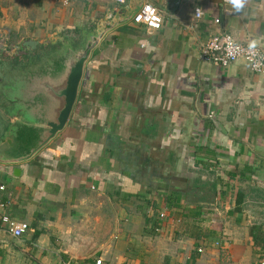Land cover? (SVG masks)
<instances>
[{"label":"crops","instance_id":"crops-1","mask_svg":"<svg viewBox=\"0 0 264 264\" xmlns=\"http://www.w3.org/2000/svg\"><path fill=\"white\" fill-rule=\"evenodd\" d=\"M142 2L163 27L133 16L107 34L64 132L29 162L0 163V264L264 263V78L244 59H201L215 35L264 47V0L239 14L223 0ZM130 6L0 0L13 44L0 49V95L13 85L3 79ZM27 39L38 49L17 53ZM8 108L0 96V138ZM5 216L29 230L15 237Z\"/></svg>","mask_w":264,"mask_h":264},{"label":"water","instance_id":"water-1","mask_svg":"<svg viewBox=\"0 0 264 264\" xmlns=\"http://www.w3.org/2000/svg\"><path fill=\"white\" fill-rule=\"evenodd\" d=\"M142 6V0H131L129 8L112 11L92 31L82 32L75 39L63 38L49 55L16 73L15 81L2 80L13 84L0 95L13 108H8V116H4L12 121L0 138L1 164L18 166L31 161L64 132L94 51L107 34L132 19ZM38 46V41L27 39L14 50L19 53L37 50ZM213 121L222 129L218 121Z\"/></svg>","mask_w":264,"mask_h":264},{"label":"built area","instance_id":"built-area-1","mask_svg":"<svg viewBox=\"0 0 264 264\" xmlns=\"http://www.w3.org/2000/svg\"><path fill=\"white\" fill-rule=\"evenodd\" d=\"M66 5L75 0H58ZM119 5H124L129 0H115ZM224 10L230 13L231 6L223 0ZM195 15L197 19H201L203 12L201 9H196ZM134 23L141 25L150 30H160L164 23V12L152 4H145L137 12L133 19ZM219 23V20H217ZM12 38L9 29L5 26L0 27V49L13 51ZM3 51V52H4ZM201 59L206 62H211L220 67L227 68L236 63L240 59H244L251 71L261 75L264 78V47L257 46L255 49H250L249 44L238 43L235 38L229 34L215 35L210 38L201 49ZM3 190L4 187H1ZM164 217V214L161 215ZM5 224L10 225V232L15 237H21L23 233L29 230V224L21 223L19 225L11 223L9 216L3 218ZM93 264H104L102 259H96ZM264 264V263H263Z\"/></svg>","mask_w":264,"mask_h":264},{"label":"clouds","instance_id":"clouds-1","mask_svg":"<svg viewBox=\"0 0 264 264\" xmlns=\"http://www.w3.org/2000/svg\"><path fill=\"white\" fill-rule=\"evenodd\" d=\"M225 2L231 6L233 11L237 14L242 13L246 6L248 5L249 0H225ZM258 41L252 40L249 44L250 49H255L257 47Z\"/></svg>","mask_w":264,"mask_h":264},{"label":"trees","instance_id":"trees-1","mask_svg":"<svg viewBox=\"0 0 264 264\" xmlns=\"http://www.w3.org/2000/svg\"><path fill=\"white\" fill-rule=\"evenodd\" d=\"M255 230L257 233H255L254 240L257 244H263L264 245V232L262 231V227L258 226L255 227Z\"/></svg>","mask_w":264,"mask_h":264}]
</instances>
